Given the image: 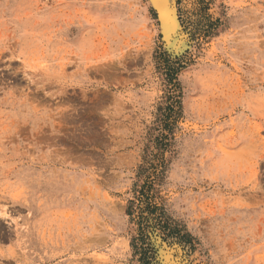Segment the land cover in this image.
Here are the masks:
<instances>
[{
  "label": "rangeland",
  "instance_id": "1",
  "mask_svg": "<svg viewBox=\"0 0 264 264\" xmlns=\"http://www.w3.org/2000/svg\"><path fill=\"white\" fill-rule=\"evenodd\" d=\"M156 2L0 0V264H264V0Z\"/></svg>",
  "mask_w": 264,
  "mask_h": 264
},
{
  "label": "bare ground",
  "instance_id": "2",
  "mask_svg": "<svg viewBox=\"0 0 264 264\" xmlns=\"http://www.w3.org/2000/svg\"><path fill=\"white\" fill-rule=\"evenodd\" d=\"M154 1V3H155V5L158 7V5H157V2L156 1H158V3L160 4V6H161V8H162V11H163V14H164V16H165V18L166 19H164L161 15H160V17L162 18V20H163V22H164V26H163V28H165L166 29V34H167V37L169 38V39H171V38H173V40H171L172 42H169V43H171V44H182L183 45V41H182V39H183V37L181 36V34H180V32L177 34L176 33V29H177V23H176V21L174 20L175 19V17H174V12H173V10L171 9L172 8V6H171V8L169 7V6H167V4H166V0H153ZM153 3V2H152ZM166 20V21H165ZM163 24V23H162ZM160 28H162L161 26H160ZM185 33V32H184ZM165 35V34H164ZM166 36H164V38H165ZM168 41H170V40H168ZM168 43V42H167ZM175 46V45H174ZM183 48V47H182ZM168 251V250H167ZM170 254V253H169ZM170 259V258H169ZM177 261V260H176ZM167 264H174L173 262H172V260L169 262V261H167ZM176 264V263H175Z\"/></svg>",
  "mask_w": 264,
  "mask_h": 264
},
{
  "label": "trees",
  "instance_id": "3",
  "mask_svg": "<svg viewBox=\"0 0 264 264\" xmlns=\"http://www.w3.org/2000/svg\"><path fill=\"white\" fill-rule=\"evenodd\" d=\"M202 1H204V0H202ZM207 28L209 30L211 27L209 26ZM168 67H169V70L171 71V73H174L175 72L174 69L172 70L170 64L168 65ZM175 83H177V82H175ZM172 97H174V96H172ZM169 98H171V97L168 96L167 99H166V101H164V105L159 107V110H162L163 109V111H164L162 113V115H164V119H167L168 117L174 118L175 116H177V114L180 111V101L177 100L176 98H173L171 100ZM166 145H167V143H165L164 147H166ZM147 162H148V160L146 158L145 163H147ZM150 165H152V164H150ZM139 168H140V170L141 169L142 170H145V164H141ZM156 175H157V173H156ZM156 175L154 174V177H156ZM140 249H141V254L144 253L143 252L144 251L143 247H141Z\"/></svg>",
  "mask_w": 264,
  "mask_h": 264
}]
</instances>
